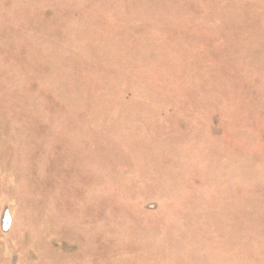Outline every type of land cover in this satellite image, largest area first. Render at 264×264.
I'll return each instance as SVG.
<instances>
[{
  "label": "rangeland",
  "instance_id": "1",
  "mask_svg": "<svg viewBox=\"0 0 264 264\" xmlns=\"http://www.w3.org/2000/svg\"><path fill=\"white\" fill-rule=\"evenodd\" d=\"M0 264H264V0H0Z\"/></svg>",
  "mask_w": 264,
  "mask_h": 264
}]
</instances>
